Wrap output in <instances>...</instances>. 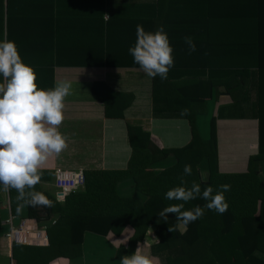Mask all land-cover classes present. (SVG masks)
Instances as JSON below:
<instances>
[{"label":"crops","instance_id":"crops-1","mask_svg":"<svg viewBox=\"0 0 264 264\" xmlns=\"http://www.w3.org/2000/svg\"><path fill=\"white\" fill-rule=\"evenodd\" d=\"M9 4L15 15L12 41L21 58L33 59L25 64L35 70L38 87L50 89L61 81L71 84V94L65 99V120L59 127L70 138L69 147L50 157L41 170L126 171L134 153L130 127L149 133L157 149L183 148L193 137L189 119L179 115L187 108L199 113L197 122L203 141L210 139L211 121L217 120L220 173L249 172L250 158L259 153V120L252 113L255 95L250 93L251 89L238 100L222 86L211 90L208 82L215 71L186 65L183 56L200 53L189 54L184 38H180L179 47L173 44L174 39H169L174 49V67L166 80L147 77L129 54L128 49L136 41L137 25H142L146 32H154L150 22L161 23L157 21L161 19L160 0H6V7ZM49 10L53 21L46 22L45 12ZM175 162L174 155H170L151 169L159 172ZM254 168L264 182V160L257 161ZM40 187L61 206L66 204L55 183V174ZM117 188L121 196L135 194L132 179L119 182ZM10 192L0 185V264H16L15 244L5 237V219L15 215L30 220L33 229L45 228L48 243L45 233L40 232L32 238L43 239V245L30 246L48 247V228L59 217L56 213L52 220L38 222L29 218L27 205L13 213ZM150 229L138 245L143 254L157 257V264H161L151 250L156 237ZM133 232L130 225L119 234L86 232L80 256L60 258L49 264H118V250L128 245ZM257 255L264 259L262 253Z\"/></svg>","mask_w":264,"mask_h":264},{"label":"trees","instance_id":"trees-1","mask_svg":"<svg viewBox=\"0 0 264 264\" xmlns=\"http://www.w3.org/2000/svg\"><path fill=\"white\" fill-rule=\"evenodd\" d=\"M167 1L168 7L164 8ZM159 5L161 19L157 21L161 23L150 22L154 25L151 31L163 27L177 47L181 45L180 38L192 37L200 54L182 58L188 66L215 71L208 82L211 90L222 86L233 93L247 85L255 95L252 113L259 120V153L250 158L249 172L220 173L217 120L212 119L210 139L203 141L198 129L199 113L194 110L186 116L192 127V141L183 148L157 149L149 133L130 127L134 153L129 168L118 173L86 172L85 187L70 193L64 206L40 187L55 172L41 170L42 180L34 190L45 194L53 207L27 205L28 216L38 222L50 221L56 213L59 217L48 228V247L15 244L16 264H49L60 258L78 257L86 232L119 234L128 225L134 232L128 245L119 248V258L133 255L152 228L159 242L153 243L151 250L161 264H264L257 255H264V182L254 168L257 161L264 160V0H160ZM10 6L0 0V40L12 41L15 15ZM45 19L53 21L51 10L45 12ZM22 60L28 63L33 59ZM203 102L206 104V100ZM170 155L175 157L174 165L159 172L151 169ZM205 163L209 175L206 184L200 181ZM186 164L192 166V175L185 177L189 187L192 181L201 183L202 191L206 185L214 189L223 184L231 186L225 193L229 208L222 215L205 209L204 216L190 223L187 230L176 226L170 232L169 228L177 224L176 215L168 214L165 221L159 213L169 205L181 203L166 200L165 193L180 184L178 178ZM127 179L135 185L131 197L118 193V183ZM10 194L13 213L18 212L16 208L23 201L17 200L15 189ZM207 202L197 198L186 203L184 210L203 207Z\"/></svg>","mask_w":264,"mask_h":264},{"label":"clouds","instance_id":"clouds-1","mask_svg":"<svg viewBox=\"0 0 264 264\" xmlns=\"http://www.w3.org/2000/svg\"><path fill=\"white\" fill-rule=\"evenodd\" d=\"M184 42L189 54L196 51L192 37L186 36ZM128 51L139 70L149 78L159 76L166 80L174 67V49L163 27L146 32L142 25H137L135 44ZM0 77V185L5 191L16 190L17 200L23 201L18 211L24 205L53 207L45 194L34 189L42 180L41 169L49 158L69 147L70 138L59 127L65 120V99L71 94V84L61 81L51 89L39 88L35 70L23 62L16 43L7 39L0 40ZM179 115L186 117L190 110L184 108ZM191 175L192 166L186 164L178 178L180 184L165 193L166 200L181 201L159 213L165 221L168 214L176 215L177 224L169 228L170 232L176 226L187 230L190 223L204 216L205 209L222 215L229 208L225 197L231 189L229 184L219 189L206 185L202 191L201 183L196 181L188 186L185 177ZM207 179V170H202L200 181L206 184ZM197 198L208 202L203 207L184 210L186 203ZM157 261V257L143 254L142 246L138 245L133 255L123 256L118 264H157Z\"/></svg>","mask_w":264,"mask_h":264},{"label":"built area","instance_id":"built-area-1","mask_svg":"<svg viewBox=\"0 0 264 264\" xmlns=\"http://www.w3.org/2000/svg\"><path fill=\"white\" fill-rule=\"evenodd\" d=\"M55 183L61 191V197L65 202L67 196L75 191L83 189L86 185V176L83 171H65L57 169L55 171ZM4 227L8 230L5 232V237L13 244L17 245H43L45 240L48 243L46 229H33L30 225V220L19 216L11 215L3 222ZM44 232V240L41 238H32L35 233Z\"/></svg>","mask_w":264,"mask_h":264},{"label":"rangeland","instance_id":"rangeland-1","mask_svg":"<svg viewBox=\"0 0 264 264\" xmlns=\"http://www.w3.org/2000/svg\"><path fill=\"white\" fill-rule=\"evenodd\" d=\"M249 90H248V87L247 88H239V90L235 91L232 93L233 97L234 98H237L236 100H238V98H243V93L245 94H248ZM206 163L204 164V168L202 170H207V167H206ZM208 178H209V175H208ZM208 180V179H207ZM184 229L183 227L181 228V230Z\"/></svg>","mask_w":264,"mask_h":264}]
</instances>
